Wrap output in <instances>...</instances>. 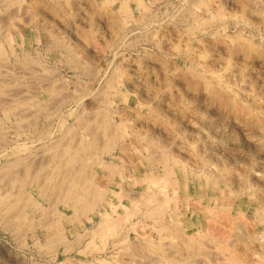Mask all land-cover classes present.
<instances>
[{
	"label": "rangeland",
	"instance_id": "rangeland-1",
	"mask_svg": "<svg viewBox=\"0 0 264 264\" xmlns=\"http://www.w3.org/2000/svg\"><path fill=\"white\" fill-rule=\"evenodd\" d=\"M9 1L12 3L7 5L6 2ZM0 2L1 4L3 2L4 7L6 5L4 8L0 4V14L2 18H5V21L2 20V25L0 24V27L4 26L5 30L2 27L1 31L2 33L9 30L12 32V40L5 43L9 55L6 60L10 63L7 67L5 66L4 70L9 68L7 70L10 71H6L1 77L3 81L5 78L13 77L9 88L3 86L6 88L3 92L8 94H3L2 101L8 100L5 101L6 103L0 102L2 103V107H0V184H2L0 189L6 188L5 193L12 191L16 193V191L23 190L24 193L25 191L31 192L35 199L41 203L40 207L32 205L26 208V221L23 218L16 220L17 222L14 220L10 227L7 226L4 219L0 222V264H83V262L90 264L96 258L111 260L113 264H134L132 260L135 261V264H153L151 257L154 259L153 261L160 260L159 251L155 248L157 244L162 243L163 239L165 240L164 244H170L171 239H174L172 243L179 241L166 235L167 233H164L165 235L158 234L159 231L156 228H159V225L155 224L154 219L144 216L147 204L148 208H154L157 205V200L164 197L163 195L159 197L158 182L161 184L164 182L167 185L164 189L169 191L171 197L175 196V199L170 202L171 212L169 213L179 214V219L186 225L185 240H189L190 234H195L194 237L200 235L193 240L196 246L193 248L197 250H194L193 255H184L183 253H190L187 250L186 252L182 250V255H177L171 248L172 250H169L173 251L171 253L176 256L172 258L174 255H171L172 260L170 258L162 259L164 262L167 261L166 259L168 262L173 259L176 262L179 259L177 262L181 261V264L182 262L187 264V260H189L188 264L195 262L204 264L206 261L208 263L205 264L234 263L228 255L231 251L225 249L221 253L211 238L203 239L201 237L211 229L212 232L220 233L224 239L236 238L235 241L232 240V244L237 243L236 248L231 243L227 246L229 250H238L237 253L234 252L237 255L236 261H243L238 264H246V262L250 264L251 261L252 264H255L259 258L262 261L259 260L257 263L264 264V243L259 240L264 241V0H143L145 7L140 6L138 0H0ZM125 4L128 6L129 12L127 11V13L123 11ZM10 8L13 9L10 10ZM11 11L14 15L10 13ZM11 15L15 17L14 21H11ZM7 21H10V27L9 23L5 24ZM12 24L13 26H11ZM57 24H59V28L62 26L63 32L61 29H59V33L55 31ZM34 25L36 27L43 26L49 31L54 29V37L57 33L59 35L63 33L66 45L63 57L69 63L71 62L70 64H81L82 71L85 72H82L84 78L96 74L97 80L91 82L85 81L86 79L79 80L78 76L71 71L65 73L64 81L55 79L46 81V76L38 77L33 74V76H24V69L28 67L26 64L27 62L30 64L32 58L29 55H27L29 58L26 59L25 55L22 57L21 49L16 47H23L26 43L28 46H32L30 41L35 35L38 36ZM237 34H241L242 41H245L243 42L244 49L238 45L240 40H236ZM28 42L30 43L28 44ZM42 45H36V47H42ZM246 45L250 48H245ZM239 49L240 51H238ZM37 51L43 52L38 56L42 59V64L48 63L50 59L54 58L51 54L44 53L43 50L37 49ZM10 72H13L12 77L9 76ZM43 72L46 74L48 71L43 69ZM50 72H48L49 75L52 73ZM200 75L204 76L203 79ZM28 77L29 79H26ZM107 80L114 84L110 90ZM5 82L8 81L5 80ZM41 89L44 91L48 89V92L54 91V94L52 96L42 95ZM214 90L221 91L226 98L233 100V107L217 100ZM13 95L17 99L16 103L19 101L21 106L15 107L10 104L14 103V101H10L14 97ZM41 106H45V109ZM7 111L10 113H6ZM17 112L25 117L23 116L20 120L16 116ZM106 112L114 122L120 123L121 119H125L128 135L125 139L120 140L116 149L111 153H103L99 148L104 145L107 136L103 132L104 130L97 125L98 127L95 126L96 129L93 127L92 130L95 129L97 134L98 131L100 132L98 143L102 142L101 146L99 148L91 146L92 149L89 148V153H81L83 157L90 156L89 160L86 159L85 165L88 169L90 165L95 186H99L98 189L104 190V192L105 189L107 190L106 204L100 210L107 211L116 219L111 231L106 229L103 231L104 235L99 233L94 237L95 228H100L98 226L102 222V215L91 212L87 214L88 216L75 217L73 209L63 203L58 196L44 193L45 199H43L38 189L45 188V175L49 171L54 172V168L51 166L54 163L49 162L51 152L46 153L45 149L48 145L51 146L56 138L61 137V130L66 127H70L72 130L75 128L73 132L77 130V133L74 132L75 136L79 137L77 140L82 138L89 140L88 129H85L89 128V124L86 120L89 121L90 126H93L94 123L92 124L90 120L96 117L95 114L101 115L102 113L104 116ZM93 115L94 117H92ZM28 118L30 122H28ZM78 118L79 120H77ZM35 120L37 121L34 122ZM83 120L86 122L84 123ZM40 128L43 132L54 133L52 139L44 137V134L41 136V131H38ZM117 128L115 123H111L108 133L113 134ZM101 133L103 136H100ZM100 137L101 140H99ZM75 140L74 137L73 141ZM24 143L28 145V151L19 153V148L24 146ZM43 153L47 155L46 158L41 157L39 161H36L40 163H38L40 166H34V169L37 167V172H34V169H31L34 170L33 172L30 170V173L27 174L28 183L25 186L22 184L16 187L12 181L10 182L8 175L1 170L6 164H16L19 161L21 163L23 159L31 157L33 159V156L38 154L41 156ZM149 156L153 161L148 160ZM165 156L172 160L170 165L176 171V176L181 183V189L177 194L172 187L171 179L174 177L169 179L171 176L167 177L163 173L165 165L160 161L161 159L166 161ZM175 157L184 159L185 164L187 162L185 167L174 163ZM100 159L107 163L106 169L97 165V161ZM122 159L126 161L124 168L128 167L129 175H132L129 180L134 186H129L127 184L129 181H122L121 176H118L120 174L110 166L112 162L123 165ZM45 162L50 163V166ZM33 173H35L34 177H32ZM41 173L43 177L45 176V180ZM150 173L155 178H161L156 179V182L143 181L144 175ZM156 173H158L157 176ZM211 174L216 182H220L219 184L208 180L207 176ZM39 175L42 180H39ZM4 176L7 178L3 179ZM36 177L39 178L38 184L34 182ZM6 179L7 181H5ZM54 179L60 180L61 178L55 176ZM163 180L170 181L171 184L166 181L167 184ZM40 181H43L41 182L43 184ZM149 185H152L151 192L147 188ZM122 188H133L134 193L138 194L136 201L128 198L125 191V194L122 193ZM150 193L154 194L155 198L149 197ZM51 196L52 198L56 196V199L53 198L56 202L52 200ZM225 205L226 207H224ZM44 208H47L49 213L54 209L51 218L46 215L45 217L40 216ZM113 208L116 210L115 212ZM258 208H261L259 214L257 213ZM58 210L66 214L62 217V227L66 237L71 241L81 239V241L79 239L81 244L79 245L78 241L75 248L68 254L64 253L63 248L57 247L49 250L47 247H43L46 235L50 232L43 224L48 223L51 219L52 221L48 224L58 220V217L60 218ZM131 210L134 211L133 214ZM220 212L222 213L220 214ZM49 213L48 215H50ZM169 213L166 218L168 222L171 221ZM217 213L223 217H219L216 215ZM0 214L2 217L5 216V214ZM126 214L131 217H127ZM29 217L30 219H28ZM15 222L16 224L20 223L17 229L15 228L17 225H14ZM29 222L35 224L33 230L30 229ZM226 229L227 231H225ZM237 230L238 232H236ZM113 231L116 235L114 237L112 236ZM246 232L249 234L247 235ZM127 234L129 235V245L131 243V245L135 244L133 247L136 246L132 251L126 250L122 244ZM237 234L247 236L246 240L249 241ZM101 235L110 237L105 248L106 252L100 250L104 246ZM163 236L164 238H162ZM165 236L169 237V239L167 237L169 242ZM255 236L258 239L253 242L251 239ZM36 240L39 241L38 244ZM91 240L94 242L93 244ZM202 240L206 243H203ZM236 240L239 241L236 242ZM196 241L201 247L197 245ZM249 242L253 245H250ZM147 244L152 246L149 247ZM154 249L156 252L152 251ZM252 249L254 250L251 251ZM54 252L58 253V256ZM141 252L143 254L149 252L150 258L145 257L148 255L143 258ZM195 252L197 255H194ZM197 252L200 254L198 255ZM123 253L124 257L119 258L118 256H123ZM189 256L192 260L188 259ZM120 259L124 261L120 262ZM194 259L198 261L193 262ZM184 261L186 262L184 263Z\"/></svg>",
	"mask_w": 264,
	"mask_h": 264
},
{
	"label": "bare ground",
	"instance_id": "bare-ground-1",
	"mask_svg": "<svg viewBox=\"0 0 264 264\" xmlns=\"http://www.w3.org/2000/svg\"><path fill=\"white\" fill-rule=\"evenodd\" d=\"M3 1V0H2ZM7 1V0H6ZM139 2H138V4L140 5V6H142V7H145V3L143 2V0H138ZM11 1H9V2H6L7 3V5H8V3H10ZM25 2V1H24ZM126 2V1H125ZM12 3V2H11ZM14 3V2H13ZM197 3V2H196ZM0 4H1V2H0ZM127 4V3H126ZM123 5V11H125L126 13H127V8H128V4L127 5ZM201 4V3H200ZM2 6H3V2H2V4H1ZM0 5V6H1ZM5 5V4H4ZM12 5V4H11ZM10 5V6H11ZM30 5V4H29ZM209 5V4H208ZM25 6V5H24ZM4 7V6H3ZM5 7H6V5H5ZM4 7V8H5ZM62 7V6H61ZM141 7V8H142ZM13 9V8H12ZM11 8H10V10H12ZM15 9V8H14ZM64 9V8H63ZM3 10V9H2ZM9 10V9H8ZM7 10V11H8ZM27 10V9H26ZM14 12H15V10H13ZM110 11V10H109ZM129 12V11H128ZM1 13V12H0ZM11 14L13 13L12 11L10 12ZM131 13V12H130ZM7 14V13H6ZM3 15H5V14H3ZM13 15H14V13H13ZM12 16V15H11ZM6 18H9L8 16H6ZM13 18L15 19V17H11V21H14L13 20ZM4 19V21H5V18L3 17L2 18V16H1V14H0V24L2 25V20ZM7 20V19H6ZM136 22V21H135ZM4 23V22H3ZM8 23H9V27H10V21L8 22L7 21V23L5 22V24L6 25H8ZM13 23V22H12ZM14 24V23H13ZM13 24L11 25V26H13ZM0 25V26H1ZM4 25V24H3ZM3 27V28H2ZM2 27H0V67L2 66L3 68H0V81L2 82L3 80H2V77L1 76H3V74H5L6 73V71L7 72H9L7 69H9V68H7L6 70H4V68H5V66L7 67V65L10 63L9 61H7L6 59H8L9 58V55H8V52L6 51V45H5V43H6V41H11L12 40V32L9 30L8 32H5V31H3V33H2V31H1V28L2 29H4L5 30V28H4V26H2ZM8 27V26H7ZM7 29V28H6ZM152 36H154V35H152ZM237 37V38H236ZM235 38H236V40L238 39V41L240 40V43L238 44V45H240L241 46V48L242 49H244V43L243 42H245V41H242V35L240 34H237V36H235ZM57 41V40H56ZM242 42V43H241ZM249 43V42H248ZM247 43V44H248ZM12 45V44H11ZM248 45H250V44H248ZM248 45H246L245 46V48H250V46H248ZM66 46V45H65ZM12 48H13V46H12ZM67 50V49H66ZM70 50V49H69ZM236 50V49H235ZM77 51V50H76ZM238 51H240V49L238 50ZM12 53V52H11ZM15 54V53H14ZM12 56V55H11ZM10 56V57H11ZM28 57V56H27ZM6 60V61H5ZM31 60V59H30ZM71 61V60H70ZM4 62H6L5 63V65H4ZM17 62V61H16ZM19 63V62H18ZM71 63V62H70ZM69 63V64H70ZM80 63V62H79ZM27 64H28V62H27ZM73 66V65H72ZM78 67V66H77ZM76 67V68H77ZM29 68V67H28ZM27 69V68H26ZM88 69V68H87ZM13 70V69H12ZM25 70V69H24ZM28 70V69H27ZM33 70V69H32ZM36 71V70H35ZM118 71V70H117ZM116 71V72H117ZM120 71V70H119ZM193 71V70H192ZM25 72H26V70H25ZM116 72H115V74H116ZM193 72H195V71H193ZM192 72V73H193ZM13 73V72H12ZM11 72H10V77H12L11 75H13ZM29 73V72H28ZM36 73V72H35ZM196 73V72H195ZM194 73V74H195ZM198 74V73H197ZM8 75V74H7ZM199 75V74H198ZM9 76H7V77H9ZM201 76V75H200ZM204 77V76H203ZM203 77L201 76V78L203 79ZM5 78V77H4ZM3 78V79H4ZM13 78V77H12ZM12 78H5V80L6 81H8V82H5V80L1 83L0 82V88H4V87H8V86H10L11 85V83L13 82L11 79ZM33 78V77H32ZM31 78V79H32ZM36 78V77H35ZM37 79V78H36ZM42 79V78H41ZM44 79V78H43ZM200 79V78H199ZM23 81V80H22ZM28 81V80H27ZM45 81V80H44ZM108 81V80H107ZM194 81V80H193ZM208 81V80H207ZM38 82V81H37ZM42 82V81H41ZM22 83V82H21ZM29 83H30V81H29ZM200 83V82H199ZM45 84V83H44ZM51 84H53V83H51ZM27 85V84H26ZM34 85V84H33ZM38 85V84H37ZM48 85H50V84H48ZM107 85H108V88H109V90L110 89H112L113 87H114V84H113V82L112 81H108V83H107ZM107 85H104V86H107ZM206 85H208L207 83H206ZM4 86V87H3ZM29 86V85H28ZM28 86H27V88H28ZM42 86V85H41ZM103 86V87H104ZM32 87V86H31ZM37 87V86H36ZM9 88V87H8ZM33 88V87H32ZM37 88H39V87H37ZM41 88V87H40ZM107 88V87H106ZM105 88V89H106ZM14 89V88H13ZM58 89V88H57ZM104 89V88H103ZM6 90V88H4L3 90H1L0 89V102H5L6 100H8V99H6V96H4L5 97V101H2V99H3V94H6V93H4L3 91H5ZM23 90V89H22ZM25 90V89H24ZM48 90V89H47ZM52 90V89H51ZM50 90V91H51ZM219 90H220V88H219ZM7 91H8V89H7ZM19 91V90H18ZM26 91V90H25ZM30 91V90H29ZM10 93H11V91H9ZM214 92H215V97H216V99L217 100H220L222 103H226L227 105H230L231 107H233V100L231 101L230 99H228V98H226L225 97V95L223 94V93H221V91H218V90H214ZM60 93V92H59ZM107 93V92H106ZM8 94V93H7ZM20 94H22V93H20ZM108 94V93H107ZM57 96H58V94H56ZM14 97H10L11 98V102L12 101H14V103L12 104V103H10L12 106H15V107H17V105H20L19 104V101H17V103H16V98H15V95H13ZM29 96V95H28ZM8 97V96H7ZM27 97V96H26ZM19 98H21V97H19ZM52 98V97H51ZM54 99V98H53ZM58 99V98H57ZM51 100V99H50ZM21 101V100H20ZM25 101V100H24ZM53 101V100H52ZM61 101V100H60ZM9 102V101H8ZM56 102H59V101H57L56 100ZM2 103H0L1 104V106L0 107H2ZM6 103V102H5ZM34 103H36V102H34ZM37 103H38V100H37ZM112 103V102H111ZM9 104V103H8ZM56 104V103H55ZM43 105H45V104H43ZM46 105H48V104H46ZM45 105V106H46ZM4 106V105H3ZM12 106H10V107H12ZM21 106V105H20ZM45 106H43L44 107V109H45ZM54 106V105H53ZM27 107H29V106H27ZM42 107V106H41ZM42 107V108H43ZM29 109V108H28ZM37 109V108H36ZM52 109V108H51ZM60 109V108H59ZM21 110V109H20ZM25 110H27V109H25ZM39 110V109H38ZM37 110V111H38ZM43 110V109H42ZM5 111H6V109H5ZM36 111V112H37ZM49 111H50V109H49ZM21 112V111H20ZM24 112V111H23ZM22 112V113H23ZM27 112V111H26ZM6 113H10V111L8 112H6ZM25 113V112H24ZM104 113V112H103ZM119 113L121 114V111L119 110ZM17 114H19V115H17ZM32 114V113H31ZM36 114V113H35ZM97 114V113H96ZM95 114V118L93 119H91L90 120V122H92V124L94 123V125L93 126H90L91 124L89 123V121L88 120H86L87 121V123L89 124L88 126H89V128H85V129H88V131H87V134H89L90 135V138H89V140L88 139H85V138H82V139H80V140H77L79 137H76L75 136V134L77 133V130H75L74 132H76V133H74L73 132V130L75 129H73L72 130V128H70V127H66V128H64V129H62L61 130V137H58V138H56L54 141H53V144H51V146H47L46 147V149H45V152L47 153V152H51L50 153V160H49V162L51 161V162H53L54 164H52L51 166L54 168L53 170H54V172H50L49 170V173L47 174V175H45L44 173H43V171H42V173L46 176H44L45 178H46V181H45V183H46V185H45V188H43V187H41V188H37L38 189V192H39V194L41 195V198H43V199H45V194L46 193H52V194H55L56 196H58V198L63 202V203H66V204H68L67 206H69V207H71L72 209H73V216H83L84 217V215H87L88 213H91V212H97V213H99L100 215H102V222H101V224L98 226V227H100L99 229H97V228H95V230L96 231H94V237L95 236H98V234L100 233H103L102 235H104V232L103 231H106V229H110V231H111V227H113L114 228V225H115V218L113 217V216H111L107 211H105V212H102L101 210H100V208L102 207L103 208V206H104V204H106V198H105V196H106V189H105V192H104V190L102 191V190H100V189H98V187L97 186H95L96 184L94 183V181H93V177H92V170H91V168H90V165H89V169L88 168H86V163H85V161L87 162V160L86 159H88L90 156H88V158H87V156H81V153L82 152H85V153H89V148L92 146H95V148H99V146H101L100 144L102 143L101 141H99V142H101V143H98V137H99V131H98V134H97V132L95 131V126H99L100 128H102L104 131V133H105V135L107 136V139L105 140V142H104V145L101 147V148H99V149H101V152H103V153H111L114 149H116V146L119 144V142H120V140L121 139H125V137L128 135L126 132V124H125V119L123 120V119H121V122L120 123H118V122H114V120L112 121V117H108L107 115H108V113L106 112V114L103 116V114L101 113V115H96ZM16 116H18L19 118H20V120H22V118H23V116L24 115H20V113H16ZM30 116V115H29ZM36 116V115H35ZM55 116V115H54ZM86 116V115H85ZM25 117V116H24ZM34 117V116H33ZM53 117V116H52ZM87 117V116H86ZM85 117V118H86ZM92 117H94V115L92 116ZM7 118V117H6ZM9 118H10V115H9ZM56 118V117H55ZM84 118V119H85ZM28 120H29V118H28ZM77 120H79V118L77 119ZM82 120V119H81ZM33 121V120H32ZM37 120H35L34 122H36ZM84 121V123L86 122L85 120H83ZM28 122H30V120L28 121ZM63 123V122H62ZM111 123H115L116 124V126L118 127L117 128V130L112 134V133H108L109 132V130H108V128H109V125L111 124ZM33 124H36V123H33ZM68 124V123H67ZM80 124V123H79ZM96 124V125H95ZM62 125V124H61ZM87 125V124H86ZM126 125V126H125ZM29 126H30V123H29ZM72 126V125H71ZM81 126H84V125H81ZM97 126V127H98ZM113 126H114V124H113ZM125 126V127H124ZM22 127V126H21ZM26 127V126H25ZM74 127V126H73ZM85 127V126H84ZM90 127H91V130H90ZM95 128V129H93L92 130V128ZM121 127H123V128H125L124 130L121 128ZM18 128V127H17ZM16 128V129H17ZM81 128H83V127H81ZM112 128H114V127H112ZM25 129V128H24ZM34 129V128H33ZM110 129H111V127H110ZM19 130V129H18ZM29 130V129H28ZM45 130V129H44ZM49 130V129H48ZM90 130V131H89ZM113 130V129H112ZM111 130V131H112ZM55 131V130H54ZM79 132V131H78ZM85 132V131H84ZM43 134H44V137H49V139H50V137H51V139H52V136H53V134L51 133V132H48L47 133V131H45V132H43V131H41L40 132V135L41 136H43ZM102 135V133L100 134V136ZM78 136V135H77ZM103 136V135H102ZM105 136V137H106ZM27 137V136H26ZM75 137V141H73V138ZM141 137H143L142 135H141ZM140 137V138H141ZM145 137V136H144ZM88 138V137H87ZM104 138V137H103ZM148 139V138H147ZM99 140H101V137H100V139ZM147 141V140H146ZM49 142V141H48ZM76 142V144L74 145V143ZM56 144V145H55ZM19 145V144H18ZM54 145V146H53ZM45 146V145H44ZM55 146H57V147H55ZM97 146V147H96ZM60 147V148H59ZM92 147H91V149H92ZM28 145L26 144V143H24V146L22 145L21 146V148H19V150H20V152L19 153H21V152H24V151H28ZM18 150V149H17ZM91 151H93V150H91ZM97 151V150H96ZM155 151V150H154ZM154 151H153V153H154ZM92 153V152H91ZM152 153V152H151ZM40 154V153H39ZM35 155V156H33V159H32V157L31 158H27L26 160H24L23 159V161H21V163H20V161H19V163H16V164H14V163H12V164H14V165H12L11 163H9V164H11V165H9V164H6L5 166H3L2 167V169L1 170H3V172L5 173V174H7L8 176V178L10 179V182L12 181V183L13 184H15L16 185V187H18L17 185H22V184H24V185H22V186H25V184L26 183H28L27 182V174H29L30 173V170L31 169H34V166L36 165H39L40 163L39 162H36V161H39V159H41V157H44V158H46V154L45 153H43L41 156L40 155ZM84 154V153H83ZM49 155V154H48ZM166 155H167V152H166ZM31 156V155H30ZM30 156H28V157H30ZM95 157V156H94ZM93 157V158H94ZM162 157V156H161ZM21 158V157H20ZM98 158V157H97ZM148 158V160H150V161H153L152 160V157L151 156H149V157H147ZM150 158V159H149ZM155 158V157H154ZM163 158V157H162ZM164 159V158H163ZM43 160V159H42ZM89 160V159H88ZM92 160V159H91ZM98 160V159H97ZM154 160H156V159H154ZM165 160L166 161H162V159H161V163L162 162H164L163 164L165 165L164 166V170H163V173H164V175H166L167 177H169V176H171V177H169V179L170 178H172V176L174 177V179H171L172 181H173V183H172V187H173V189L175 190H173L176 194H177V192L179 191V189H181V183H180V180H179V178L176 176L177 175V173H176V171H174V168H172V166L170 165L171 163V159H169V157L168 156H165ZM16 161H18V160H16ZM45 161V160H44ZM43 161V162H44ZM46 161H48L47 159H46ZM94 161H96V160H94ZM93 161V162H94ZM90 162V161H89ZM92 162V163H93ZM98 163H97V165H99V166H102V168L103 169H106L108 166H107V163L105 162V160H102V159H100L99 161H97ZM122 162H123V165L121 164H115V163H111V167L115 170V171H117L120 175H118V176H121V179H122V181L124 180V181H129L127 184L130 186V185H132V183L130 182L131 180H129V178L130 177H132V175L130 176L129 175V172H128V167H126V168H124L125 167V160H123L122 159ZM39 163V164H38ZM91 163V162H90ZM174 163H176V164H180V165H182V166H184L185 167V165L187 164V162H186V164H185V160L184 159H178L177 157H175L174 158ZM45 164L46 165H48V166H50V163L49 164H47V162H45ZM44 163H43V167H44V165H45ZM89 164V163H88ZM169 166V168H168V166ZM40 166V165H39ZM42 166V165H41ZM171 166V167H170ZM38 167V166H37ZM37 167L33 170L34 172H37L36 171V169H37ZM43 167H41V168H43ZM88 167V166H87ZM110 167V168H111ZM45 168H47V167H45ZM167 168V169H166ZM196 168V167H195ZM48 169V168H47ZM172 169V170H171ZM196 169H198V168H196ZM19 172H18V171ZM38 170V169H37ZM125 170H126V172H125ZM15 171V172H14ZM22 171V172H21ZM32 171V170H31ZM32 171V172H33ZM104 171V170H103ZM190 171V170H189ZM194 171V170H193ZM195 171H197V170H195ZM213 171V170H212ZM45 172V171H44ZM106 173H107V171H105ZM192 172V171H191ZM190 172V173H191ZM41 173V175H42V178L45 180V178L43 177V174ZM189 173V172H188ZM197 173V172H196ZM205 173V172H204ZM4 174V175H5ZM34 174L35 173H33L32 174V177H34ZM129 175V176H128ZM158 175V173H156V176ZM194 175H195V173H194ZM213 174H211L210 176H207L208 177V180L209 181H211V182H213V181H215V178L213 179L211 176H212ZM217 175H218V173H217ZM221 175V174H220ZM1 176V175H0ZM2 176H3V173H2ZM40 176V175H39ZM55 176H57V178H61L60 180L59 179H57V180H55L54 179V177ZM191 176V175H190ZM219 176V175H218ZM6 176H4L3 177V179L4 178H7ZM217 177V176H216ZM40 178V179H39ZM36 177L35 178V181L34 182H37V184L39 183V181H38V179L39 180H42L41 179V176L40 177ZM161 178V177H160ZM160 178H155L154 177V175L152 176L151 175V173L150 174H145L144 175V178H143V181H150V182H156V179H160ZM165 178V177H164ZM219 178H221V177H219ZM227 178V177H226ZM3 179H1V180H3ZM222 179V178H221ZM221 179H220V181H221ZM225 179V178H224ZM230 179V178H229ZM229 179H228V181H229ZM43 180V181H44ZM192 180V179H191ZM5 181H7V179L5 180ZM43 181H40V183L41 182H43ZM159 181H162V180H159ZM163 181H165V180H163ZM167 181V180H166ZM165 181V182H166ZM3 182V181H2ZM8 182H9V180H8ZM168 182V181H167ZM166 182V183H167ZM216 182V181H215ZM218 182V181H217ZM216 182V183H217ZM222 182H224L225 183V181H222ZM4 183V182H3ZM6 183V182H5ZM133 183H135L134 181H133ZM163 184H161L160 182H158L157 184L159 185V193H160V195H159V197L161 196V195H163L164 197H160V199H156L157 200V205L154 207V208H148L149 207V205L147 204V210L144 212V216H146V217H150V218H152V219H154L153 221H155L156 223V225L158 224L159 226V228H156L159 232H158V234H161V235H163L164 233H167L166 235H169V236H171V237H174L178 242L176 243H172L173 242V240L174 239H171L172 241H170L171 243L169 244H167V243H165L164 244V242L163 241H165L164 239H163V241H162V243H160V244H157V246L155 247L156 248V250L157 251H159L158 253H159V255H156V256H159L160 257V260H158V259H156L155 261H153L154 259L151 257H149V254L147 253L146 254V252L143 254L142 252V255H143V258H144V256L145 255H148V256H145L146 258L147 257H149L150 259H151V263H153V264H167V263H173V264H181L180 262H177V260H179V259H177L176 260V262L174 261V259H173V261H169L168 262V259L170 258V260H172L171 259V255L173 256L174 254H176L177 253V255H182V250L183 251H185L186 252V250L187 251H189L190 253H183L184 255L185 254H190V255H193V252H194V250L195 251H197L196 249H194L193 248V246L196 248V246L194 245V242H193V240L197 237V235H196V237H194V235H191L190 234V238H189V240H185V235H184V231H186L185 230V227H186V225L185 224H183L182 223V221L179 219L180 218V216L178 217V215L179 214H176V213H169V212H171V210H170V202H172V200L173 199H175V196L174 197H171L170 195H169V191H167L166 189H164V187H167V185L166 184H164V182H162ZM168 183H170L171 184V182L169 181ZM167 183V184H168ZM184 183V182H183ZM182 183V184H183ZM220 182H218V184H219ZM227 183V182H226ZM41 184H43V183H41ZM41 184H39V185H41ZM160 184H161V186H160ZM0 185H2V184H0ZM98 185V184H97ZM147 185H148V183H147ZM155 185H156V183H155ZM166 185V186H165ZM6 186H8V185H6ZM47 186V187H46ZM132 186H134V185H132ZM131 186V187H132ZM188 186V185H187ZM211 186V185H210ZM3 187H4V184H3ZM10 187V186H9ZM97 187V188H96ZM171 187V185L169 186V188ZM213 187V186H212ZM1 188V187H0ZM148 188V190H150V192H151V189H152V185H149V187H147ZM188 188V187H187ZM3 189V188H2ZM2 189H0V213H2V214H5V216H3L2 217V215L0 214V222L4 219V221L5 222H7V226H12L13 225V222H14V220L16 221V220H18V219H25V221L27 220V215L25 214L26 212H25V210H26V208L27 207H29V206H32V205H34V207L37 205L38 207H40V205H41V203L37 200V199H35V197H34V195H33V193H31V192H26L25 191V193H24V190L23 191H16V193L15 192H9V193H5L4 192V190L6 191V188H4V190H2ZM23 189V188H22ZM104 189V188H103ZM123 189V188H122ZM133 189V188H132ZM132 189L131 188H129V189H123V192L122 193H124V191H125V193H127V197L128 198H131L132 200H135L137 197H138V194L136 195L135 193H134V189H133V191H132ZM157 190H158V187H157ZM220 190V189H219ZM8 191H10L9 189H8ZM156 191V190H155ZM157 192V191H156ZM156 192H154V193H156ZM231 192H232V190H231ZM45 193V194H44ZM124 193V194H125ZM153 193V192H152ZM152 193H150V195H149V197H152V198H155V197H153L154 196V194H152ZM140 194V193H139ZM157 194V193H156ZM156 194H155V196H156ZM123 195V194H122ZM157 195V196H158ZM174 195V194H173ZM193 195V194H192ZM56 196H54L53 198L54 199H56ZM49 197V196H48ZM48 197H47V199H48ZM149 197H147V200H149ZM51 198H52V196H51ZM52 198V200L54 201V199ZM164 198V199H163ZM199 198V197H198ZM59 199H58V201H59ZM163 199V200H162ZM139 200V199H138ZM138 200H137V202H138ZM146 200V201H147ZM178 200V199H177ZM179 200H181V199H179ZM60 201V202H61ZM121 201V200H120ZM136 201V200H135ZM151 201V200H150ZM149 201V202H150ZM154 201V200H153ZM54 202H56V201H54ZM143 202H144V200H143ZM146 203V202H145ZM145 203H143L144 205H145ZM57 204V203H56ZM111 204V203H110ZM109 204V205H110ZM122 204V203H121ZM150 204H152V203H150ZM112 205V204H111ZM110 205V206H111ZM136 205V204H135ZM52 206V205H51ZM55 206V205H54ZM116 206V205H115ZM178 206V205H177ZM220 206V205H219ZM224 207H226V205L224 206ZM53 208V207H52ZM136 208V207H135ZM199 208V207H198ZM223 208V207H222ZM47 208H44V210L41 212V214H40V216H43V217H45V215H46V217L47 216H50V217H48V218H51V213H53L54 212V209H53V212H51V213H49V211H47L46 210ZM49 209V208H48ZM105 209V208H104ZM209 209V208H208ZM227 209V208H226ZM231 209V208H230ZM51 210V209H50ZM106 210V209H105ZM113 210H114V212L116 211L114 208H113ZM138 210H140L139 208H138ZM216 210V209H215ZM214 210V211H215ZM104 211V210H103ZM228 211V210H227ZM131 212H132V210H131ZM130 212V213H131ZM134 212V211H133ZM133 212H132V214H133ZM138 212V211H137ZM213 212V211H212ZM261 212V208H258L257 209V213L259 214ZM48 213L50 214V215H48ZM168 213L170 214V217H171V221L170 222H168L167 221V215H168ZM222 212H220V214H221ZM230 213V212H229ZM38 214V213H37ZM131 214V215H132ZM210 214V213H209ZM215 214V213H214ZM220 214H216V215H219V217H221L220 216ZM56 215H57V212H56ZM58 215L60 216V218L58 217V220H56L54 223H51V224H48L49 222H51L52 221V219L49 221L48 219V223H44L43 225L44 226H47V228H48V230H50V232L46 235L47 237H46V242L44 243V246L43 247H47V249H49V250H52V249H56L57 247H59V248H63V250H64V253L65 254H68L70 251H72L74 248H75V246H76V244H77V242L79 241V239L80 238H78V239H75V241H71V240H69L67 237H66V235H65V232H64V228L62 227V223H63V221H62V217H64L66 214L64 213V212H60V210H58ZM211 215V214H210ZM226 215H227V213H226ZM225 215V216H226ZM88 216V215H87ZM120 216V215H119ZM126 216L128 217V216H130V215H128V214H126ZM133 216V215H132ZM215 216V215H214ZM241 216V215H240ZM122 217V216H121ZM131 217V216H130ZM209 217V216H208ZM216 217V216H215ZM218 216L216 217V218H219ZM223 217V216H222ZM235 217V216H234ZM264 217V216H263ZM9 218H10V221H9ZM125 218V217H124ZM230 218V217H229ZM236 218V217H235ZM28 219H30V217L28 218ZM56 219V218H55ZM78 219V218H77ZM208 219V218H207ZM231 219V218H230ZM229 219V220H230ZM11 220H12V222H11ZM46 220V219H45ZM234 220V219H233ZM239 220V219H238ZM237 220V221H238ZM78 221H79V219H78ZM121 221V220H120ZM124 221V220H123ZM219 221V220H218ZM224 221H226V220H224ZM228 221V220H227ZM226 221V222H227ZM17 222V221H16ZM16 222L14 223V225L16 224ZM40 222H41V220H40ZM47 222V221H46ZM117 222H118V219H117ZM230 222V221H229ZM207 223V222H206ZM18 224H20V223H18ZM18 224H16L17 226L15 227L16 229H17V227H18ZM46 224V225H45ZM208 224V223H207ZM214 224H215V222H214ZM226 224V223H225ZM239 224H240V222H239ZM245 224H246V222H245ZM28 225L30 226V229H34L35 228V224L33 223H31V222H29L28 223ZM42 225V226H43ZM48 225H50L51 226V228H49L48 227ZM122 225V224H121ZM121 225H119V226H121ZM136 225V224H135ZM201 225V224H200ZM217 225V224H216ZM236 225H238V224H236ZM41 226V227H42ZM43 226V227H44ZM118 226V227H119ZM218 226V225H217ZM230 226V225H229ZM242 226V225H241ZM240 226V227H241ZM9 227H7L8 229H9ZM122 227V226H121ZM133 227V226H132ZM208 227V226H207ZM243 227V226H242ZM14 228V227H13ZM12 228V229H13ZM27 228H29V227H27ZM130 228V227H129ZM209 228V227H208ZM218 228V227H217ZM220 228V227H219ZM42 229V228H41ZM117 229V228H116ZM134 229V228H133ZM200 229V228H199ZM243 229H244V227H243ZM18 230H19V228H18ZM17 230V231H18ZM21 230V229H20ZM119 230V229H118ZM117 230V232H119L120 233V231H118ZM245 230V229H244ZM244 230H243V232H244ZM109 231V232H110ZM207 231V230H206ZM213 230H209V232H207V233H204L201 237L204 239L205 237H207V238H211L216 244H217V248L219 249V251L221 252V253H223L224 251H225V249H227L228 251H231V253L229 254L228 252V255L230 256V259L234 262V263H232V264H235L237 261H236V254L234 253V252H236V251H238V250H236V251H232V250H229V248H228V246L230 245V243H231V245H233V247H235L236 246V244H232L233 243V241L232 240H234V239H236V238H233V239H231L230 240V238L229 239H224L223 238V236H221V234L220 233H215V232H212ZM224 231V230H223ZM222 231V232H223ZM225 231H227V229L225 230ZM34 232H35V230H34ZM109 232H108V235H109ZM136 232V231H135ZM202 232V231H201ZM200 232V233H201ZM236 232H238V230L236 231ZM14 233V232H13ZM51 233V234H50ZM196 233V232H195ZM199 233V234H200ZM203 233V232H202ZM230 233V232H229ZM112 234V233H111ZM113 234H114V231H113ZM112 234V236L114 237V236H116L115 234L113 235ZM138 234V233H137ZM140 234V233H139ZM196 234H198V233H196ZM226 234V233H225ZM228 234V233H227ZM244 234V233H243ZM246 234H247V232H246ZM248 234H249V232H248ZM247 234V235H248ZM100 236L101 238L103 237V247H102V249H100V250H104L105 251V248L107 247V245H108V241H110L109 239H110V237H106V235L105 236ZM160 235V236H161ZM165 235V234H164ZM256 235V234H255ZM160 236H159V238H160ZM200 235H198V237H199ZM237 236H241V234L239 235V234H237ZM236 236V237H237ZM243 236V237H242ZM241 237L242 238H244L245 240H246V237H244L245 235H242ZM264 236V235H263ZM166 237V236H165ZM168 237V236H167ZM167 237H166V239H167ZM197 237V238H198ZM228 237V236H227ZM241 237H240V239H241ZM82 238H84V237H82ZM162 238H164V236L162 237ZM201 238V239H202ZM168 239H169V237H168ZM168 239H167V241H168ZM249 239V238H248ZM256 239H258L256 236L253 238V239H251V240H253V242H255L254 240H256ZM158 240H160V239H158ZM175 240V241H176ZM229 240H230V242H229ZM243 240V239H242ZM260 240V242H262V243H264V241H261V239H259ZM263 240H264V238H263ZM80 241H81V239H80ZM79 241V245L81 244V242ZM92 241V240H91ZM166 241V242H167ZM198 241V240H197ZM196 241V242H197ZM235 241V240H234ZM239 241V240H238ZM237 240H236V242H238ZM244 241V240H243ZM246 241H249V240H246ZM129 235L127 234L126 235V237H124V242L122 243V244H124L123 245V247L126 249V250H128V251H132L133 250V248L135 249L136 248V246L135 247H133V245H135V244H133V245H131V243H130V245H129ZM154 242V241H153ZM161 242V241H160ZM169 242V241H168ZM195 242V243H196ZM202 242H203V240H202ZM205 243H206V241H204ZM203 242V243H204ZM208 242V241H207ZM36 243L38 244L39 243V241L38 240H36ZM94 242L92 241V244H93ZM127 243V244H126ZM152 243V242H151ZM158 243V242H157ZM198 243V242H197ZM240 243V242H239ZM250 243V242H249ZM259 243V242H258ZM90 244V243H89ZM119 244H120V242H119ZM155 244H156V242H155ZM208 244H209V242H208ZM243 244V243H242ZM115 245V244H114ZM149 247L150 246H152L151 244H147ZM154 245V244H153ZM197 245H200L199 243L197 244ZM207 245V244H206ZM228 245V246H227ZM246 245V244H245ZM250 245H253V244H251L250 243ZM89 247L91 246V244L90 245H88ZM97 246V245H96ZM113 246V245H112ZM132 246V247H131ZM166 246H167V248H166ZM210 246V245H209ZM255 246H257V245H255ZM258 246H259V244H258ZM116 247V246H115ZM120 247V246H119ZM138 247V246H137ZM199 247V246H198ZM200 247H201V245H200ZM211 247V246H210ZM231 248H232V246H230ZM250 247H252V246H250ZM254 247V246H253ZM263 247V246H262ZM98 249H99V247H97ZM139 248V247H138ZM175 250L174 251V254H172L171 252H173V251H170V250ZM204 248H205V245H204ZM236 248V247H235ZM238 248V247H237ZM108 249V248H107ZM116 249V248H115ZM123 249V248H122ZM144 249V248H143ZM152 249H153V247H152ZM170 249V250H169ZM94 250V249H93ZM200 250V249H199ZM235 250V249H234ZM242 250V249H241ZM254 249H252L251 251H253ZM258 250V249H257ZM259 250H261V249H259ZM56 251V250H55ZM99 251V250H98ZM122 251V250H121ZM143 251V250H142ZM152 251H155V249L154 250H152ZM169 251V252H168ZM50 252H52V251H50ZM92 252V251H91ZM106 252V251H105ZM120 252V251H119ZM123 252V251H122ZM137 252H138V250H137ZM156 252V251H155ZM176 252V253H175ZM192 252V253H191ZM262 252V251H261ZM49 253V252H48ZM55 253V252H54ZM118 253V252H117ZM124 253H125V251H124ZM124 253H123V256L121 255V256H118L119 258L120 257H124ZM135 253V252H134ZM140 253V252H139ZM179 253H181V254H179ZM198 253V252H197ZM206 253V252H205ZM209 253V252H208ZM237 253V252H236ZM253 253H255V252H253ZM152 254V253H151ZM157 254V253H156ZM200 253H198V255H199ZM210 254V253H209ZM261 254V253H260ZM55 255L56 256H58V253L56 254L55 253ZM119 255V254H118ZM134 255V254H133ZM184 255H183V257H184ZM187 255V256H188ZM194 255H197L196 254V252H195V254ZM204 255V254H203ZM206 255H207V253H206ZM250 255V254H249ZM256 255V254H255ZM114 256H116V255H114ZM152 256V255H151ZM154 256V255H153ZM176 255H174L172 258H174ZM208 256V255H207ZM226 256V255H225ZM264 256V255H263ZM117 257V260H119V258ZM129 257V256H128ZM133 257V256H132ZM142 257V256H141ZM179 257V256H178ZM178 257H176V258H178ZM182 257V256H181ZM181 257H179V258H181ZM190 257V256H189ZM240 257H241V255H240ZM55 258V257H54ZM113 258H115V257H113ZM112 258V259H113ZM149 258H148V260H149ZM154 258H155V256H154ZM165 258H168V259H166L167 261H163L162 259H165ZM193 258V257H192ZM210 258V257H209ZM214 258V257H213ZM223 258H225V257H223ZM222 258V259H223ZM238 258V257H237ZM249 258V257H248ZM185 259L187 260V257H185ZM188 259H191V257L190 258H188ZM212 259V258H211ZM249 259H252V258H249ZM115 260V259H114ZM121 260H123V259H120V262H121ZM126 260V259H125ZM135 260V259H134ZM136 260H138L137 258H136ZM183 260V259H182ZM192 260V259H191ZM195 260L196 259H194V261L193 262H195ZM219 260H221V259H219ZM240 260V259H239ZM259 260L260 261H262V259L261 258H259ZM258 260V261H259ZM124 261V260H123ZM122 261V263H124ZM150 261V260H149ZM148 261V262H149ZM164 262V263H162V262ZM188 262H189V260H187ZM196 261H198V260H196ZM205 261V260H204ZM216 261V260H215ZM223 261H224V259H223ZM247 261H248V259H247ZM251 261V260H250ZM258 261H256V263L255 264H259V263H257ZM132 262H134V264H135V261H133L132 260ZM167 262V263H166ZM186 261H184V263H185ZM188 262H186L187 264H188ZM201 262V261H200ZM207 262V261H206ZM205 262V263H206ZM214 262V261H213ZM222 262V261H221ZM225 262H226V260H225ZM227 262H230V261H228L227 260ZM239 262H242L243 263V261L242 260H240ZM239 262H237V264L239 263ZM246 262V261H245ZM254 262H255V260H254ZM82 263V262H81ZM190 263H192V262H190ZM197 262H195V263H193V264H196ZM204 263V264H205ZM208 263V262H207ZM220 263V262H219ZM224 263V262H223ZM242 263H240V264H242ZM253 262L251 261L250 262V264H252ZM72 264V263H71ZM83 264H84V262H83ZM86 264V263H85ZM89 264V263H88ZM90 264H113V263H111V260L109 261V260H107V259H101V258H96V260L94 261V262H91ZM131 264H133V263H131ZM140 264V263H139ZM182 264H183V262H182ZM198 264H201V263H198ZM221 264V263H220ZM224 264H227V263H224ZM229 264V263H228ZM245 264V263H244ZM246 264H247V262H246ZM249 264V263H248ZM263 264V263H262Z\"/></svg>",
	"mask_w": 264,
	"mask_h": 264
},
{
	"label": "crops",
	"instance_id": "crops-1",
	"mask_svg": "<svg viewBox=\"0 0 264 264\" xmlns=\"http://www.w3.org/2000/svg\"><path fill=\"white\" fill-rule=\"evenodd\" d=\"M34 27L37 29L35 32H38V36L35 35L32 38V40L30 41L31 42L30 45H32V46H28L26 43V45L23 47H21V46L16 47V48L21 49L20 54L22 57H24V55H25V59L29 58V56H31V58H32V60H30L32 62L30 64H26L29 68L27 67L28 70L25 68V70H27V71L25 72L24 76H30L33 74V75H37L38 77L46 76L47 77L46 81H54L53 79L59 80V81H64L65 73L71 71L75 75L78 76L77 78L79 80L86 79L85 81H88V82H91L92 80H95V81L97 80L96 74H92L91 77H88V78L85 77L84 78V76H82V72H84V71H82V65L81 64H69V62L63 57L64 53H65L64 52L65 44H64V40H63V33H61V35L58 34L59 29H61L63 32L64 29L62 28V26L59 28V24H57V26H56L57 30H55V31L58 33L55 37L53 35L54 29H53V31H51V30L49 31L48 28H45L43 26H40V27L37 26L36 27V25H34ZM30 42H28V44ZM40 44H43L42 47L41 46L36 47V45H40ZM37 49L43 50L44 53H46V54H51V56H54V58L50 59V61L48 63L45 62V64H42V59H40L38 56L40 53L43 54V52L37 51ZM27 55H29V56L26 57ZM43 66H45V67L47 66L49 68H45ZM43 69L45 71H48V72L51 71L52 72V73L50 72L51 75H49L48 72L46 74H44ZM72 78H73V76H72ZM74 78H75V76H74ZM26 79H29V77ZM26 90H28V89H26ZM37 94H40V92H37ZM41 94L47 95V96H52L54 94V91L48 92L47 90H45V91L42 90ZM41 129L42 128H40L38 131L40 132Z\"/></svg>",
	"mask_w": 264,
	"mask_h": 264
}]
</instances>
